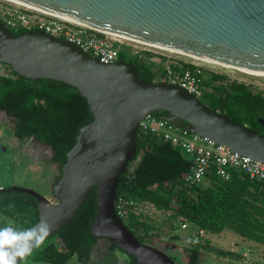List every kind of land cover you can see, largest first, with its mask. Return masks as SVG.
<instances>
[{
	"label": "water",
	"instance_id": "water-1",
	"mask_svg": "<svg viewBox=\"0 0 264 264\" xmlns=\"http://www.w3.org/2000/svg\"><path fill=\"white\" fill-rule=\"evenodd\" d=\"M14 1L211 67L264 78V0ZM0 61L27 79L76 87L93 115L67 152L61 178L52 187L53 201L28 188H1L37 199L39 220L51 226L46 239L73 220L96 188L94 236L115 241L136 264H177L158 247L140 242L115 209L119 177L136 156L138 126L147 114L165 111L161 118L264 162V134L214 111L178 85L145 81L132 62L105 64L40 29L14 35L1 21Z\"/></svg>",
	"mask_w": 264,
	"mask_h": 264
},
{
	"label": "trees",
	"instance_id": "trees-1",
	"mask_svg": "<svg viewBox=\"0 0 264 264\" xmlns=\"http://www.w3.org/2000/svg\"><path fill=\"white\" fill-rule=\"evenodd\" d=\"M8 28L14 35L28 31ZM118 59L132 62L145 81L162 83L158 78V73L163 72L162 66L158 65L159 72L155 71L156 63L133 54L128 46L121 45ZM0 64L4 65V71L0 72V113L11 122V131L17 140L34 139L51 149L49 162L55 164L59 172L53 187L61 178L67 152L74 146L80 127L93 119L87 99L70 84L48 78L27 79L10 65L1 61ZM184 66L195 68L189 63ZM202 71L204 93L199 99L236 123L264 134V124L259 120H264V91H253L250 85L222 73ZM193 167L191 157L178 147L154 135L139 133L136 156L119 177L115 201L123 198L147 202L170 212L171 230L175 229V222H187L190 228L203 230L205 234L229 230L264 243V183L233 170L228 180L211 173L199 183H188L185 178ZM0 215L13 220L20 229L30 228L39 221L38 201L28 193L1 191L0 188ZM95 218L96 188L73 220L34 248L29 257L36 262L66 264L76 256L88 263L99 241L107 240V252L120 250L127 255L129 264H136L135 257L121 250L115 241L92 234ZM122 219L140 242L150 243L154 224L148 217L129 210L128 216ZM179 238L178 235L171 237ZM204 239V242L191 243L186 249L187 260L175 262L200 264L202 251L222 257L233 255Z\"/></svg>",
	"mask_w": 264,
	"mask_h": 264
},
{
	"label": "built area",
	"instance_id": "built-area-1",
	"mask_svg": "<svg viewBox=\"0 0 264 264\" xmlns=\"http://www.w3.org/2000/svg\"><path fill=\"white\" fill-rule=\"evenodd\" d=\"M0 21L14 29L43 30L49 35L76 44L105 64L117 61L121 45H126L133 54L156 63L155 71L159 72L158 65L162 66L163 72L158 73V78L162 82L178 85L197 98L204 93L202 67L177 56H170L168 51L160 47L101 32L14 0L0 1ZM186 63L192 64L195 68L185 67ZM139 133L142 136L154 135L178 147L191 157L194 167L185 178L188 183H199L211 173L228 180L231 170L264 183V162L232 151L224 145L191 131L186 125H177L161 118L157 113L147 114L140 121L137 135ZM149 205L153 206L151 203L123 198L115 201L116 212L121 218H126L129 210L142 213V207ZM188 226L187 222L181 223L183 229ZM203 235H205L203 230H194L196 238Z\"/></svg>",
	"mask_w": 264,
	"mask_h": 264
},
{
	"label": "rangeland",
	"instance_id": "rangeland-1",
	"mask_svg": "<svg viewBox=\"0 0 264 264\" xmlns=\"http://www.w3.org/2000/svg\"><path fill=\"white\" fill-rule=\"evenodd\" d=\"M1 1V0H0ZM140 46V45H139ZM159 51V50H158ZM170 56H176L168 52ZM184 60L196 63L205 72H218L227 75L232 80H237L250 85L253 91H264V78H251L241 74L211 67L196 60L184 58ZM4 70V65L0 64V72ZM11 122L0 113V188H7L11 186L24 187L34 190L51 201L54 200L52 196L51 186L55 176L58 175V169L55 164L49 162L52 155L50 148L42 146L34 139L19 141L11 131ZM139 211V210H138ZM142 214L148 217L154 224L152 234L149 236L150 243L169 256H173L176 262L179 260H187L186 249L190 247L193 242H204V238L209 239L211 245L218 248L231 247L235 245H244L243 239L236 233L229 230H224V233L205 235L196 238L193 236L194 228L181 227V222H175V229H170V212L161 211L149 205L142 207ZM14 225L20 228L13 220L6 219L0 215V227L7 225ZM178 235L179 239H171L172 236ZM249 241V240H248ZM108 241L100 240L95 247L90 262L86 263L73 256L66 264H128L129 259L125 253L116 250V254L124 257L118 258L113 252H107ZM200 264H207L214 261L212 255L215 253H208L202 251ZM208 253V254H207ZM224 258L222 256H218ZM20 264H52L42 261H33L29 256L25 257Z\"/></svg>",
	"mask_w": 264,
	"mask_h": 264
},
{
	"label": "clouds",
	"instance_id": "clouds-1",
	"mask_svg": "<svg viewBox=\"0 0 264 264\" xmlns=\"http://www.w3.org/2000/svg\"><path fill=\"white\" fill-rule=\"evenodd\" d=\"M50 230L44 218L30 228L20 229L11 224L0 227V264H18V260L43 244Z\"/></svg>",
	"mask_w": 264,
	"mask_h": 264
},
{
	"label": "crops",
	"instance_id": "crops-1",
	"mask_svg": "<svg viewBox=\"0 0 264 264\" xmlns=\"http://www.w3.org/2000/svg\"><path fill=\"white\" fill-rule=\"evenodd\" d=\"M221 233H224V231ZM241 238L244 240V245H235L227 248L218 246V248L229 251L233 253V255L224 258L217 257L216 254L212 255L215 256L213 257V259L215 258L214 261H211L207 264H264V243L256 242L243 237ZM116 252L117 251H115L114 254L118 258L124 259V257L117 255Z\"/></svg>",
	"mask_w": 264,
	"mask_h": 264
},
{
	"label": "bare ground",
	"instance_id": "bare-ground-1",
	"mask_svg": "<svg viewBox=\"0 0 264 264\" xmlns=\"http://www.w3.org/2000/svg\"><path fill=\"white\" fill-rule=\"evenodd\" d=\"M68 19V18H67Z\"/></svg>",
	"mask_w": 264,
	"mask_h": 264
}]
</instances>
